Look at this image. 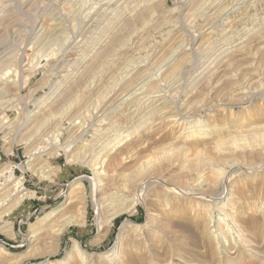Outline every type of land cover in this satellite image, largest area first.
Wrapping results in <instances>:
<instances>
[{"label": "rangeland", "instance_id": "rangeland-1", "mask_svg": "<svg viewBox=\"0 0 264 264\" xmlns=\"http://www.w3.org/2000/svg\"><path fill=\"white\" fill-rule=\"evenodd\" d=\"M108 1L0 0V264H264V0Z\"/></svg>", "mask_w": 264, "mask_h": 264}, {"label": "bare ground", "instance_id": "bare-ground-1", "mask_svg": "<svg viewBox=\"0 0 264 264\" xmlns=\"http://www.w3.org/2000/svg\"><path fill=\"white\" fill-rule=\"evenodd\" d=\"M111 1V0H110ZM110 1H108V2H110ZM213 0H211V2H212ZM228 1V0H227ZM232 1V0H231ZM215 2H218V0H216ZM236 2V1H235ZM254 2V1H253ZM106 4H107V1L105 2ZM219 4H220V1L218 2ZM217 3V4H218ZM230 3H232V2H230ZM240 2H238V3H232V4H227L225 7H222L223 9H222V13H221V15H220V17L219 18H217L216 19V17H214L213 19H212V17L210 18L211 19V22H210V20L208 21V23L206 24V27H205V29H206V31L209 33V34H211L212 36H215V37H217V39H222L223 41H222V44H223V48H227V47H225V46H227V45H229V44H232L234 41H232L233 39H234V36L236 37V34H233L234 32L235 33H238L240 36H239V39H237V40H235L236 42L238 41V40H240L239 41V43H237L238 45H239V47H237V48H239V49H241V48H243L245 45H246V42H245V40H246V38H244V36H246V35H248L249 34V36H250V34H252L253 33V31H254V28H253V26L252 27H250V28H246V25H247V23L249 22V20L251 19V17L252 16H254L253 18L254 19H256L255 21V25L256 26H261V25H264V12L263 13H261V14H256V15H253V13H250V12H245L242 16H240L239 18H238V20H236L237 21V23H239V25H237L236 24V26H234V29L232 28L231 30H229L228 29V27H226V23L225 22H227V21H223L221 18H224L226 15H227V17H231V14L232 13H236V11L238 10V7H236V6H238V4H239ZM245 3V2H244ZM258 4V3H257ZM103 5V4H102ZM207 5H208V3H207ZM212 5V4H211ZM253 5V4H252ZM255 5V4H254ZM260 5V4H259ZM96 6V5H95ZM105 6V5H104ZM114 6V5H113ZM220 6H222V5H220ZM3 7V6H2ZM100 7V6H99ZM242 7V6H241ZM103 8H106V7H103ZM115 8V7H114ZM198 8V7H197ZM4 9V8H3ZM100 9V8H99ZM221 9V8H220ZM233 9V10H232ZM257 9V8H256ZM259 9V8H258ZM258 9H257V11H258ZM264 9V8H263ZM94 10V9H93ZM122 10V9H121ZM109 11V10H108ZM216 11V10H215ZM1 12V11H0ZM9 12V11H8ZM95 12V11H94ZM94 12H93V14H94ZM110 12V11H109ZM115 12V11H114ZM194 12V11H193ZM219 12V11H218ZM254 12V11H253ZM88 13H90V12H88ZM87 13V14H88ZM97 12H95V14H96ZM116 13V12H115ZM123 13V12H122ZM86 14V15H87ZM92 14V12H91V15L92 16H94ZM117 14V13H116ZM213 14V13H212ZM218 14V13H217ZM217 14H215V15H217ZM89 15V14H88ZM103 14H101V16H102ZM114 15V14H113ZM112 15V16H113ZM214 15V16H215ZM219 15V14H218ZM91 16V17H92ZM97 16V15H96ZM105 16H108L107 14L105 15ZM104 16V17H105ZM202 17V16H201ZM2 18V17H1ZM95 18V17H94ZM97 18V17H96ZM101 18V17H100ZM107 18V17H106ZM113 18V17H112ZM195 18V17H194ZM198 18V17H197ZM206 18V17H205ZM111 19V18H110ZM89 20H91V18L89 19ZM102 20V19H101ZM226 20V19H225ZM253 20V19H252ZM93 21V20H92ZM97 21V20H96ZM110 21V20H109ZM94 22V21H93ZM93 22H90V23H93ZM126 22H127V20H126ZM125 22V23H126ZM210 22V23H209ZM1 23H3V22H1ZM96 23V22H95ZM102 23V22H101ZM236 23V22H235ZM4 24V23H3ZM2 24V25H3ZM85 24V23H84ZM235 25V24H234ZM245 25V26H244ZM60 26H62V25H60ZM60 26H59V28H60ZM89 26H91V25H89ZM95 26V25H94ZM99 26V25H98ZM104 26H107V25H104ZM2 27H4V26H0V28H2ZM6 27V26H5ZM55 27H56V24H55ZM66 27V26H65ZM41 28V27H40ZM95 28V27H94ZM100 28H103V26L102 27H100ZM100 28L98 29V30H100ZM252 28V29H251ZM256 28V27H255ZM258 28V27H257ZM262 28V27H261ZM93 29V28H92ZM3 30V29H2ZM59 30V29H58ZM63 30V29H62ZM95 30V29H94ZM103 30V29H102ZM131 30V29H130ZM134 30V29H133ZM140 30V29H139ZM142 30V29H141ZM140 30V31H141ZM60 31V30H59ZM58 31V32H59ZM89 31V30H88ZM136 31H137V33H138V30L136 29ZM146 31V30H145ZM145 31H144V34H145ZM256 31V30H255ZM0 32H1V29H0ZM54 32V31H53ZM53 32H50L51 34L53 33ZM63 32V31H62ZM147 32V31H146ZM229 32H233V33H231L230 35H227ZM88 33V32H87ZM263 33V32H262ZM59 34V33H58ZM57 34V35H58ZM85 34V33H84ZM142 34V33H141ZM237 34V35H238ZM136 36V35H135ZM141 36V35H140ZM87 37H88V35H87ZM141 38V37H140ZM248 38V37H247ZM89 39V38H88ZM87 39V40H88ZM126 39V38H125ZM132 39V38H131ZM133 39H134V37H133ZM82 40V39H81ZM135 40V39H134ZM77 41V40H76ZM79 41V40H78ZM120 41V40H119ZM138 41V40H137ZM125 42V41H124ZM74 43H76V42H74ZM73 43V44H74ZM123 43V42H122ZM128 43H130V41H128ZM132 43V42H131ZM213 43H214V41H213ZM245 43V44H244ZM124 44V43H123ZM135 44V43H134ZM85 45V44H84ZM125 45V44H124ZM129 45V44H128ZM127 45V46H128ZM203 45V44H202ZM75 46H76V44H75ZM237 46V45H236ZM125 47V46H124ZM130 47V46H129ZM132 47V46H131ZM230 47H232V45H230L229 46V48ZM85 48V47H84ZM106 48V47H105ZM104 48V49H105ZM118 48H119V46H118ZM121 48H123V47H121ZM128 48V47H127ZM120 49V48H119ZM130 49V48H129ZM109 50V49H108ZM126 50V49H125ZM244 51H245V49H243ZM242 50V51H243ZM71 51V50H70ZM78 51V50H77ZM120 51V50H119ZM131 51V50H130ZM244 51H243V53H244ZM74 52V51H73ZM79 52V51H78ZM106 52V51H105ZM105 52H103V53H105ZM241 52V51H240ZM108 53V52H107ZM125 54V53H124ZM130 54H131V52H130ZM133 54V53H132ZM63 55V54H62ZM123 56V55H122ZM217 56V55H216ZM77 58H78V56H76ZM3 58V57H2ZM10 58V57H9ZM76 58V59H77ZM83 58V57H82ZM122 58V57H121ZM134 58V57H133ZM2 60V59H1ZM73 60H75V59H73ZM78 60V59H77ZM147 61V60H146ZM70 62V61H69ZM138 64V63H137ZM139 65V64H138ZM259 66V65H258ZM262 66V65H261ZM261 66L259 67V68H261ZM243 67V66H242ZM132 69V68H131ZM135 69V68H134ZM242 69V68H241ZM258 70H260V69H258ZM132 71V70H131ZM131 71H129V73L131 72ZM255 71V70H254ZM258 72V71H257ZM102 74V73H101ZM131 74V73H130ZM129 74V75H130ZM134 74V73H133ZM261 74H264V68H263V70L261 69L260 71H259V73H257V75L255 76L254 75V73L252 74V75H254L255 76V80H252L253 82H255V81H257V80H261L262 79V77H259ZM149 75V74H148ZM252 75H250V76H252ZM262 76V75H261ZM247 77V76H246ZM245 77V78H246ZM131 78V77H130ZM100 79V78H99ZM121 79V78H120ZM132 79V78H131ZM244 79V78H243ZM247 79V78H246ZM101 80V79H100ZM125 80H126V78H125ZM127 80H128V78H127ZM251 80H249V81H251ZM95 81V80H94ZM98 81V80H97ZM263 81V80H262ZM93 82V81H92ZM99 82V81H98ZM102 82V81H101ZM125 82V81H124ZM127 82V81H126ZM246 82V81H245ZM253 82H251V85L253 84ZM258 82V81H257ZM262 83H264V82H262ZM96 84V83H95ZM98 84V83H97ZM96 84V85H97ZM249 84V83H248ZM259 85V84H258ZM262 85V84H261ZM121 86V85H120ZM91 88V87H90ZM93 88H97V86L96 87H93ZM61 89V88H60ZM240 89V88H239ZM241 89H242V87H241ZM70 90V89H69ZM95 90V89H94ZM149 90V89H148ZM59 90H57V92H58ZM90 91V90H89ZM247 91V90H246ZM56 92V91H55ZM132 92V91H131ZM238 92H239V90H238ZM92 93V92H91ZM133 93V92H132ZM131 94V93H130ZM53 95H55L54 94V91H53V93H52V96ZM59 95V94H58ZM140 96V95H139ZM162 97V96H161ZM43 98H46V100L45 101H42V100H40L42 103H40V105L39 106H43V104H45V103H47L48 102V100H50L51 99V96L50 95H47L46 97H43ZM52 98H55V96H53ZM61 99H63V98H61ZM68 99V98H67ZM71 99H72V97H71ZM71 99H70V101H71ZM131 99V98H130ZM55 100V99H54ZM133 100V99H132ZM138 100V99H137ZM74 101V100H73ZM73 101H71V102H68L67 101V105H66V108H67V106H69V108L70 107H72L69 103H71L72 104V102ZM124 101V100H123ZM142 101V100H141ZM51 102V101H50ZM49 102V103H50ZM130 102V101H129ZM159 102V101H158ZM54 102H52V104H53ZM64 103V102H63ZM122 103V102H121ZM11 104V103H10ZM69 104V105H68ZM130 104V103H129ZM65 105V103L63 104V106ZM73 106H75V104L73 105ZM58 107V106H57ZM62 107V106H61ZM114 107V106H113ZM127 107V106H126ZM132 107V106H131ZM64 107H62V109H63ZM75 108H76V106H75ZM47 109V108H46ZM74 108L72 107V109L70 108L69 110H73ZM68 109H67V112L66 113H69L70 111H69ZM64 111H65V109H64ZM69 111V112H68ZM79 111V110H78ZM78 111H75V112H78ZM61 113V112H60ZM59 113V114H60ZM63 114H65V113H63ZM62 114V115H63ZM75 114V113H74ZM77 114V113H76ZM73 115V113H71V114H69V117L71 118V121L72 122H74L75 120H76V118L74 119L73 117H74V115H73V117H71ZM68 116V115H67ZM63 117V116H62ZM69 118V119H70ZM39 119V118H38ZM37 119V120H38ZM41 119V118H40ZM42 120V119H41ZM47 120V119H46ZM44 121H45V119H43V122H42V125L44 124ZM50 121V120H49ZM53 122V121H52ZM57 122V124L59 123L58 121H56ZM56 122H55V124H56ZM47 123V122H46ZM46 123H45V125H46ZM101 123V122H100ZM53 124V123H52ZM61 124H62V122H61ZM72 124V123H71ZM79 124V123H78ZM99 124V123H98ZM50 125H51V122H50ZM50 125H48V126H50ZM47 126V125H46ZM57 126H59V125H57ZM76 125L75 124H73V128L75 127ZM80 126V125H79ZM78 126V127H79ZM1 127H3V126H1ZM53 127H56V126H54L53 125ZM60 127V126H59ZM77 127V126H76ZM109 127V126H108ZM42 128V127H41ZM50 128H52L51 126H50ZM58 128V127H57ZM57 128H53L54 130H55V132H58L57 131ZM72 128V129H73ZM3 129V128H2ZM8 129V128H7ZM6 130V129H5ZM47 130V129H46ZM45 130V131H46ZM43 131V130H42ZM44 132V131H43ZM54 132V131H53ZM42 133V132H41ZM59 133V132H58ZM56 134V133H55ZM60 134V133H59ZM40 135H42V134H40ZM39 136V135H38ZM43 136H45V133H44V135ZM42 137V136H41ZM53 137H54V135H53ZM39 139H41V138H39ZM56 139V138H55ZM114 139H116V138H114ZM94 140V139H93ZM95 143V142H94ZM96 144V143H95ZM95 144H92V145H89L91 148H92V146H95ZM259 144V143H258ZM83 146H85V145H83ZM100 146V145H99ZM98 147V146H97ZM101 147V146H100ZM83 149V148H82ZM99 149V148H98ZM97 149V150H98ZM44 150H48V148L46 147ZM90 150V149H89ZM92 151H94V148H92ZM92 151L90 152V151H85V153L83 154V158L84 159H89L90 157H92V156H94V154L92 153ZM233 151V150H232ZM253 150H251V152H252ZM231 152V151H230ZM239 153L241 152V151H238ZM237 152V154H235V155H233V156H231V155H229V154H226L225 152L224 153H221V155L219 156V159L220 160H222L223 162H226L227 161V159H229V158H232L231 160H230V162H231V164H230V166L232 167V168H236L238 165H239V163H238V158L240 157V155H241V153L239 154ZM243 152V151H242ZM250 152V154H252ZM257 152V151H256ZM227 153H229V152H227ZM247 153V152H246ZM256 154V153H255ZM262 154V153H261ZM262 155H264V154H262ZM248 156V155H247ZM242 158V157H241ZM243 158H244V156H243ZM100 159H101V157H100ZM104 159V158H103ZM245 159V158H244ZM248 159V158H247ZM113 160V159H112ZM96 161V160H95ZM94 160H93V162H95ZM242 161V160H241ZM91 162H92V160H91ZM244 164V163H243ZM242 164V165H243ZM91 165H93L94 166V168L95 169H98V168H100V166H101V164H100V166H99V164L96 162V163H92ZM103 165V164H102ZM241 165V166H242ZM263 165H264V162H263ZM103 167V166H102ZM102 167H101V169H102ZM261 167V166H260ZM247 168H248V166H247ZM221 169V168H220ZM242 169V168H241ZM246 169V168H245ZM249 169H251V168H249ZM254 170V169H253ZM236 171V170H235ZM100 173H102V172H95L94 174H96V175H98V174H100ZM227 173V172H226ZM103 174H104V172H103ZM224 176H226V175H223L222 177H224ZM96 177H98V176H96ZM94 178V177H93ZM97 180V179H96ZM96 180H93L92 179V181L96 184V185H98V183H96ZM100 183V182H99ZM18 185V184H17ZM16 186V185H15ZM100 186V185H99ZM146 187V185L144 184L142 187H141V189H140V191L137 193L138 195H137V200H139V199H141V193H142V190L144 189ZM94 189V188H93ZM73 191V190H72ZM72 191L70 192V195H69V197L70 196H73L72 195ZM94 191H98V189H97V186L95 187V189H94ZM183 192V191H182ZM25 195L26 194H22L17 200H16V202L14 203V205H19L21 202H22V200H23V198L25 197ZM5 198V199H4ZM3 199H1L2 200V203H4V202H7L9 199H10V194H9V196L7 195V196H5ZM229 198H230V195H229V197H228V193H227V191H224V192H222V193H220V194H218L217 196H215L214 198H213V202L217 205V206H215V209L217 210V211H221V215H224L225 217H222V218H219L220 220H223V221H225V222H227V223H232V217H230L228 214H224L222 211H224L225 209H224V207H225V205L226 204H228V200H229ZM13 200V199H12ZM119 200V199H118ZM9 202V201H8ZM11 202V201H10ZM114 202V201H113ZM230 202V201H229ZM5 204V203H4ZM6 205V204H5ZM13 206V205H12ZM12 206H10L11 207V209H12ZM114 206H116V208L114 209L115 211H114V214H116V213H118L119 211H120V209H121V207L122 206H118L117 207V205H114ZM14 207V206H13ZM9 210V209H8ZM123 211H126V210H123ZM50 214H47V215H45V216H43L42 218H40V221L41 220H43V219H46L48 216H49ZM39 221V222H40ZM129 223V222H128ZM36 224V223H35ZM224 224V223H223ZM231 224H228L227 225V227H229ZM101 226H99V228H100ZM226 227V226H225ZM231 227V226H230ZM241 231V230H240ZM217 236V235H216ZM120 238V237H119ZM121 239H122V237H121ZM224 239V238H223ZM241 240V239H240ZM119 241V240H118ZM116 242V247H115V252L116 253H118L119 252V249H120V245H119V242ZM122 243V242H121ZM114 247V246H113ZM123 247V246H122ZM78 250V251H80V246L75 242V244H74V246H73V251L74 250ZM113 252V251H112ZM233 252V251H232ZM105 254V253H104ZM109 254V253H108ZM242 256V255H241ZM61 261V260H60ZM66 261V260H65ZM64 261V262H65ZM52 262V261H51ZM229 263V262H228Z\"/></svg>", "mask_w": 264, "mask_h": 264}]
</instances>
